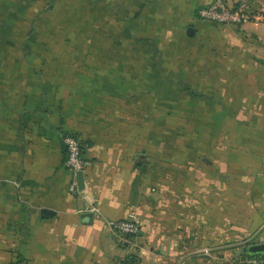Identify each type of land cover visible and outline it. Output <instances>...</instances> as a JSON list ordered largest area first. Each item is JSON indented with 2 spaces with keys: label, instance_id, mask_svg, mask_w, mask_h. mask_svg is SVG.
Wrapping results in <instances>:
<instances>
[{
  "label": "rangeland",
  "instance_id": "374dc122",
  "mask_svg": "<svg viewBox=\"0 0 264 264\" xmlns=\"http://www.w3.org/2000/svg\"><path fill=\"white\" fill-rule=\"evenodd\" d=\"M139 2L38 3L21 42L0 45V112L7 108L15 121L66 104L87 132L133 149L142 169L150 159L163 168L198 158L217 166L224 191L232 188L229 179L244 182L250 169L260 175L264 39L240 24L207 21L201 7L180 0ZM252 2L261 10L262 0ZM69 134L84 150L89 141L74 129L64 130V139ZM12 223V231H0V264H35L42 231H25L27 221ZM112 235L118 264H165L163 237L150 244L146 234L114 229ZM246 239L222 234L213 254L173 264H261L235 245Z\"/></svg>",
  "mask_w": 264,
  "mask_h": 264
},
{
  "label": "crops",
  "instance_id": "0c3cea01",
  "mask_svg": "<svg viewBox=\"0 0 264 264\" xmlns=\"http://www.w3.org/2000/svg\"><path fill=\"white\" fill-rule=\"evenodd\" d=\"M42 1L0 0V45L21 42L22 30ZM180 1L200 8L214 0ZM241 28L264 39L263 20ZM8 112H0V231H12V221H27L25 231H42L35 264H118L113 224L130 215L150 244H160L163 237L165 264L201 252L213 254L222 234L247 238L235 244L246 254L250 238L257 235L256 242L264 241V170L257 176L258 170L250 169L244 182L229 179L232 188L224 191L217 166L198 158L163 168L150 159L147 170L142 169L134 163L133 149L87 132V123L66 104L39 110V115L27 112L15 121ZM66 129L78 130L89 141L83 151L91 165L78 174L77 193L69 190ZM44 208L56 214L44 219ZM86 211L94 213L90 224L81 218ZM51 255L55 258L49 259Z\"/></svg>",
  "mask_w": 264,
  "mask_h": 264
},
{
  "label": "built area",
  "instance_id": "2783aa9c",
  "mask_svg": "<svg viewBox=\"0 0 264 264\" xmlns=\"http://www.w3.org/2000/svg\"><path fill=\"white\" fill-rule=\"evenodd\" d=\"M252 0H214L199 10L200 16L212 22L232 23L244 25L252 21H264V2L261 10H256ZM67 166L72 173L69 190L72 193L79 191L78 174L85 172L91 165V161L84 155L80 138L74 134L66 135ZM114 228L120 233L136 234L140 230L138 220L130 215L114 222Z\"/></svg>",
  "mask_w": 264,
  "mask_h": 264
},
{
  "label": "water",
  "instance_id": "95a60500",
  "mask_svg": "<svg viewBox=\"0 0 264 264\" xmlns=\"http://www.w3.org/2000/svg\"><path fill=\"white\" fill-rule=\"evenodd\" d=\"M187 34L189 36H194L196 34V29L193 26H189L187 29ZM67 148V146H66ZM81 173V172H80ZM55 211L50 208H44L42 209V217L44 219L51 218L55 215ZM94 213L91 211H86L82 213L81 218L84 224H90L92 222ZM256 236L251 238L246 242L247 247V255L249 258H257L264 262V241L263 242H256Z\"/></svg>",
  "mask_w": 264,
  "mask_h": 264
},
{
  "label": "trees",
  "instance_id": "16d2710c",
  "mask_svg": "<svg viewBox=\"0 0 264 264\" xmlns=\"http://www.w3.org/2000/svg\"><path fill=\"white\" fill-rule=\"evenodd\" d=\"M84 152V151H83ZM126 235H130V236H136V235H139V232L138 233H136V234H126ZM247 258H248V256H247Z\"/></svg>",
  "mask_w": 264,
  "mask_h": 264
}]
</instances>
